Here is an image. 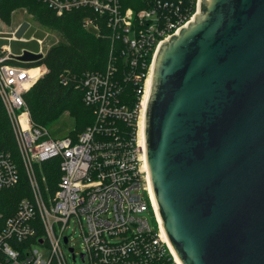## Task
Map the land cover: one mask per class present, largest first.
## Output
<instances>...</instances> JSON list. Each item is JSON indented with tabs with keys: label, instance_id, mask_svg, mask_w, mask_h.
Returning a JSON list of instances; mask_svg holds the SVG:
<instances>
[{
	"label": "built area",
	"instance_id": "built-area-1",
	"mask_svg": "<svg viewBox=\"0 0 264 264\" xmlns=\"http://www.w3.org/2000/svg\"><path fill=\"white\" fill-rule=\"evenodd\" d=\"M39 1L57 16L76 9L93 12L82 26L95 34L102 26L108 28L111 46L115 40L123 46L126 70L117 77V67L108 62L103 71H87L79 79L62 72L59 82H76L94 121L76 135L70 130L51 134L50 127L33 123L23 97L46 73L43 63L30 62L45 56L47 35L16 38L15 30L0 36L9 41L0 44V100L30 187L29 196L22 197L12 213L0 212V264H68V254L86 264H179L154 208L138 132L149 93L142 105L146 80L150 77L151 82L159 44L196 10L185 18L174 0H152L137 11L123 8L119 0ZM10 41H33L34 47L17 51ZM25 51L40 56L21 60ZM128 82L136 86L132 107L120 99ZM51 158H59L60 170L53 192L42 184L44 177L39 179L35 167ZM19 179L11 154L0 152V189L13 187ZM71 224L78 226L80 251L69 244L66 230Z\"/></svg>",
	"mask_w": 264,
	"mask_h": 264
},
{
	"label": "water",
	"instance_id": "water-1",
	"mask_svg": "<svg viewBox=\"0 0 264 264\" xmlns=\"http://www.w3.org/2000/svg\"><path fill=\"white\" fill-rule=\"evenodd\" d=\"M143 151L180 264H264V0H198L160 42Z\"/></svg>",
	"mask_w": 264,
	"mask_h": 264
},
{
	"label": "trees",
	"instance_id": "trees-1",
	"mask_svg": "<svg viewBox=\"0 0 264 264\" xmlns=\"http://www.w3.org/2000/svg\"><path fill=\"white\" fill-rule=\"evenodd\" d=\"M119 1L123 8L131 7L135 11L148 7L152 2V0ZM177 2H180L179 7L185 18H189L195 11L196 0H174V5ZM17 9L25 10L40 24L58 35V40L50 43L43 58L30 62L43 63L47 68L46 73L23 95L30 117L35 125L50 127L66 112L73 118L74 124L70 131L76 135L94 121L93 110L83 102L81 88L76 82L70 81L62 85L59 82L60 74L68 70L71 76L79 79L87 71H103L108 62H112L117 67L116 76L120 77L126 70L122 55L123 46L118 40L111 46L110 30L105 26L101 27L98 34L82 26L84 17L94 16L88 9H76L57 16L39 0H0V21L10 24L11 15ZM36 34L37 37L44 35L41 31H36ZM123 86L120 99L132 107L137 98L136 86L132 82ZM0 152L10 153L20 171V179L16 185L0 189V212L7 215L15 210L22 197L29 196L30 187L21 164L13 127L1 100ZM35 167L39 179L44 177L42 184L51 192L55 191L60 177L59 158L48 159Z\"/></svg>",
	"mask_w": 264,
	"mask_h": 264
},
{
	"label": "rangeland",
	"instance_id": "rangeland-1",
	"mask_svg": "<svg viewBox=\"0 0 264 264\" xmlns=\"http://www.w3.org/2000/svg\"><path fill=\"white\" fill-rule=\"evenodd\" d=\"M196 10V3H195ZM28 23L29 27L26 32L23 34L24 38H29L30 36L37 37L36 31H41L44 35H47L46 41H57L58 35L56 32L51 31L48 27L40 24L37 20H35L30 14H28L23 9H17L13 11L11 15L10 24H5L2 21L0 22V36H8L11 32H14L22 23ZM52 33V34H50ZM9 43V41L5 38H0V44ZM11 47L14 50H19L20 48H33L34 42H23V41H10ZM73 118L69 116L68 113H63L56 121L52 123L50 126L51 134L56 135H65L69 130L73 128ZM147 218V220L152 224V217L149 211H145L143 214ZM66 235H68L69 244L74 247L75 251L81 250L80 238H79V229L78 226H74L71 224L69 228L66 230ZM68 264H86L79 257L72 260L71 255L68 254L67 257Z\"/></svg>",
	"mask_w": 264,
	"mask_h": 264
},
{
	"label": "bare ground",
	"instance_id": "bare-ground-1",
	"mask_svg": "<svg viewBox=\"0 0 264 264\" xmlns=\"http://www.w3.org/2000/svg\"><path fill=\"white\" fill-rule=\"evenodd\" d=\"M149 84H150V77H148V79L146 80L145 93H144L142 105H144V103H145V99H146V96H147V93H148V90H149ZM138 137H139V141L141 143H143V121H142V119L140 121ZM144 169L146 170L145 159H144ZM150 193H151V191H150ZM152 199H153V197H152ZM153 203H154V208L157 209V205L155 204L154 200H153ZM156 213H157V210H156ZM157 217L160 220L158 213H157ZM173 253H174V251H173ZM174 255H175V253H174ZM175 257H176V255H175ZM176 260L179 263L177 257H176Z\"/></svg>",
	"mask_w": 264,
	"mask_h": 264
},
{
	"label": "crops",
	"instance_id": "crops-1",
	"mask_svg": "<svg viewBox=\"0 0 264 264\" xmlns=\"http://www.w3.org/2000/svg\"><path fill=\"white\" fill-rule=\"evenodd\" d=\"M1 22V21H0Z\"/></svg>",
	"mask_w": 264,
	"mask_h": 264
}]
</instances>
